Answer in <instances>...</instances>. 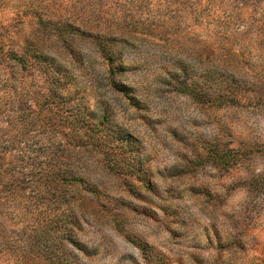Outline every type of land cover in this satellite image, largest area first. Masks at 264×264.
I'll list each match as a JSON object with an SVG mask.
<instances>
[{
  "label": "rangeland",
  "instance_id": "obj_1",
  "mask_svg": "<svg viewBox=\"0 0 264 264\" xmlns=\"http://www.w3.org/2000/svg\"><path fill=\"white\" fill-rule=\"evenodd\" d=\"M25 1L0 0L6 44L19 52L32 39L67 71L49 70L59 95L43 99L49 75L0 58V264H264V0ZM32 6L83 33L60 41L35 30L22 13ZM140 21L152 33L131 27ZM97 31L118 40L126 70L116 79L135 98L102 80ZM179 58L194 75L215 61L233 69L236 95L208 101L207 82L195 98L171 89ZM98 99L138 139L128 177L72 145L74 115L93 123ZM57 163L76 187L42 179ZM69 216L73 254L39 247L43 221Z\"/></svg>",
  "mask_w": 264,
  "mask_h": 264
},
{
  "label": "trees",
  "instance_id": "obj_2",
  "mask_svg": "<svg viewBox=\"0 0 264 264\" xmlns=\"http://www.w3.org/2000/svg\"><path fill=\"white\" fill-rule=\"evenodd\" d=\"M32 2V0L25 1V3ZM22 13L28 14V18L34 20L33 24H35V30L41 31L42 33H52L53 37L60 41H65L70 35H80L83 33V30L80 29L79 26L61 20L59 14L51 16L41 7H26ZM131 27L139 29L143 33H152L153 30L152 25L141 21L132 23ZM88 34L91 36L93 42V51L99 56L100 62L104 65L102 80H104L107 88L111 92L120 94L126 99L131 96L132 98H135V96L129 92V85L116 79L118 74L126 70V65L122 61V51L118 47V40L113 37L111 32L105 34L97 31L89 32ZM9 37L7 29L0 27V58L3 60L11 58L15 63H19L22 68H28L30 72H37L39 70L47 77L50 69L52 71L50 74H53L55 69L64 70L65 72L67 71V69L62 67L58 61H54L53 52L51 53L49 52L50 50L48 51V49L36 45L34 40L25 38L19 48V52H16L17 50L6 44ZM122 43H124V41H122ZM225 54L222 55V53H218L215 57L219 58L222 62L224 60V58L222 59V56H226ZM182 61L183 59L181 58L176 60L180 65V72H178L180 75L178 76L175 73L172 74L174 78L168 82L171 85V89L195 98L196 94H200L199 90H201L207 82L205 88H212L211 90H205V95H207L206 98H208V101L209 99H211V101L221 99L222 101L224 96L232 98L236 95L234 87L240 80V76H238L233 69H226L215 61L211 62L212 64H209L204 73L201 72L194 75L188 71V64ZM201 66L203 67L204 65ZM49 76L47 92L44 94L46 96L42 97L43 99L49 97V94L59 95L57 90L60 81L59 76ZM96 101L98 103H94V107L88 109L87 113V116L89 115L94 119L93 123L90 124L82 119V117H79L76 114L74 115L73 118L75 121L70 130L73 129L78 134L76 137L73 136L71 138L73 142L72 145L78 151L93 150L95 153L102 156L104 161L103 164L105 165L104 167L107 170L113 171L116 174L118 173L122 177H128L133 170L132 166L134 165V161L140 159L138 152L139 148L137 146L138 139L130 130H126L116 123L112 116L113 112L105 100L98 99ZM80 127H83V129L80 130L81 134L78 132ZM136 146L137 148L133 149ZM52 154L56 159L62 158V155H60L59 152H53ZM55 169V172L51 174L50 172L42 174V179L47 181L56 177L59 180V186H77L80 179L76 176H68L67 174L71 173L67 171L65 164L61 165V163H57ZM48 183L54 187L56 185L50 181ZM58 185H56V187ZM89 189L93 190V187H90ZM57 193L62 199H65L63 194L58 191ZM93 193L95 192L92 191V194ZM62 202L65 203L64 201ZM72 217L69 216V218H66L65 222L69 220V223L66 225L65 222L58 223L55 217L51 221L49 219L43 221L42 226L38 230L39 232L37 231V234L35 233L37 236L36 240L39 243L38 246L48 248V251L51 250L52 252H56V249H62V252L69 256L73 254L74 251H72L70 246H78L74 243L73 237L71 236L72 233L70 230L75 224V220H73ZM55 229H57V231H63L58 234ZM48 263L74 264V262L72 263L68 261V259L64 261L49 259Z\"/></svg>",
  "mask_w": 264,
  "mask_h": 264
}]
</instances>
